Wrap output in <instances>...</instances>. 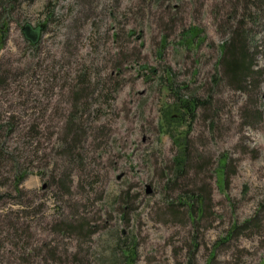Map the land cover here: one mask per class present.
<instances>
[{
	"label": "rangeland",
	"instance_id": "obj_1",
	"mask_svg": "<svg viewBox=\"0 0 264 264\" xmlns=\"http://www.w3.org/2000/svg\"><path fill=\"white\" fill-rule=\"evenodd\" d=\"M256 1L14 2L0 49V124L14 126L0 135L28 173L19 194L11 163L1 171L0 191L11 195L0 200V264H264ZM26 24L40 28L37 39ZM193 28L200 43L185 42ZM237 28L259 75L235 79L218 65ZM171 79L205 102L174 132L164 116ZM73 114L83 136L66 147ZM185 131L188 156L176 139ZM199 191L203 213L183 199Z\"/></svg>",
	"mask_w": 264,
	"mask_h": 264
},
{
	"label": "trees",
	"instance_id": "obj_2",
	"mask_svg": "<svg viewBox=\"0 0 264 264\" xmlns=\"http://www.w3.org/2000/svg\"><path fill=\"white\" fill-rule=\"evenodd\" d=\"M15 1L16 0H0V49L8 39V22L5 18V15L13 7ZM255 5L259 6L260 4H258L257 2V4ZM260 7L261 5L259 6V8ZM23 31L28 37L35 40L39 36L40 28H33L31 25L26 24L23 26ZM200 33H201L200 29L197 28H193L189 30L185 34L186 35L185 42L189 44H193L194 40L198 39V43H200L201 41H203V38L199 37ZM248 46L249 45L247 44L246 37H244L243 32L238 31V28L237 30L234 29L233 34L230 36V38L226 39V41L222 44L218 65H223L226 76L231 78L241 77L242 71H244L245 74L247 73L248 76L252 74L259 75L261 73L259 70H252V60H251L250 52L248 50ZM119 70H121V68ZM79 81L84 82L82 77H80ZM242 81L245 82V80ZM174 85L175 83H173L171 79L169 89L175 93L176 98L172 103L167 104L166 105L167 108L164 110V116L166 118L167 124L171 132H174L175 128H177L178 126L188 123V121L192 117H194L199 107L205 103L203 101H200V99L193 94L187 96L183 95L182 92L180 91L181 88H178ZM80 92L82 91L75 90L74 93V95H76L75 107L76 105L77 106L80 105V97H81ZM173 113H176L177 116L176 119ZM76 118L77 116L73 114V116L68 120L67 127L69 131L65 139V142L67 143L66 147H69L70 144H72V146L74 147V143L77 141V138L83 136V132H81L82 128L80 124L75 121ZM13 126L14 123L11 120H5L2 124H0V131L10 132L13 130L12 129ZM186 134L187 131H185V134L183 136L185 140H181L180 138H176V139L178 144L181 145L182 148L184 147V151L187 153L188 156V142H187ZM1 136L2 135H0V176L2 175L1 174L2 168L6 165V163L7 162L11 163L13 175L11 178L10 186L12 189L19 192V194H22L23 190L21 188V185L25 180L28 172L24 169V163L21 162L20 156L15 155L9 150V147H7L6 143L1 139ZM72 152H73L72 150L68 152L69 156L72 154ZM181 158H182L181 154H179V156L176 157V163L178 169L177 171H182L186 166L185 165L184 167H182L181 162L183 161L181 160ZM226 164H227V157L225 156L224 158H222L219 164V168L221 169L224 175H225ZM8 183L9 181L6 183V185ZM44 187H46V184L44 185ZM8 195L11 194L0 191V200ZM183 199L185 202L188 203L191 210L195 209L196 206H198L197 210L200 208L201 212L202 213L204 212V204H203L204 196L202 192L199 191L198 193H194V195L193 193L187 194V196ZM236 227L237 225L234 226V230L236 229ZM231 235H232V231L230 233V236ZM127 254L128 256H132L133 253L128 252ZM129 263L131 264V262Z\"/></svg>",
	"mask_w": 264,
	"mask_h": 264
}]
</instances>
